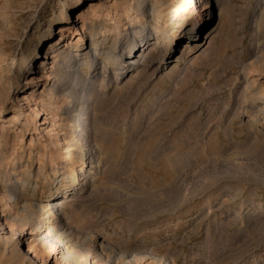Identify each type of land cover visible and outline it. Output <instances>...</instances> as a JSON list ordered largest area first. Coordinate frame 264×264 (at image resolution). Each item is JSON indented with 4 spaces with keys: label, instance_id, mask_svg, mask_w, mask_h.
Here are the masks:
<instances>
[{
    "label": "rangeland",
    "instance_id": "obj_1",
    "mask_svg": "<svg viewBox=\"0 0 264 264\" xmlns=\"http://www.w3.org/2000/svg\"><path fill=\"white\" fill-rule=\"evenodd\" d=\"M185 1L37 0L26 26L30 0H0V264H41L25 254L30 240L45 264H264V0H209L190 44L149 38L119 58L133 35L173 25ZM53 47L70 71L23 85ZM152 47L148 67L104 72L106 58L138 61ZM67 73L86 88L64 95ZM87 150L100 162L90 184L74 175ZM60 181L78 193L50 222L55 239L29 202L74 192Z\"/></svg>",
    "mask_w": 264,
    "mask_h": 264
},
{
    "label": "bare ground",
    "instance_id": "obj_2",
    "mask_svg": "<svg viewBox=\"0 0 264 264\" xmlns=\"http://www.w3.org/2000/svg\"><path fill=\"white\" fill-rule=\"evenodd\" d=\"M211 4H212V2H211ZM36 5H37V0H30V2L28 3V5L26 7V10H25V18L27 20L26 26L30 25L29 23L31 22L32 19H34V18L36 19V17H35ZM209 7H210L209 0H186L185 3L180 6L178 18L173 25L168 26V25H165L164 23L161 22V23L156 24L153 27V32H151V33L149 32V34L147 32L141 31L139 34L133 35V37L130 38L127 41V43H125L123 45V47H121L122 49H121L119 58L122 57V55H124V54L130 55L134 49H136L135 53L138 52V50L146 44V41H148L149 38L159 39L160 41L165 43V46L167 49H171V50L173 49L174 46H176L178 44L179 41H183L184 43L187 42L190 44L193 41V37H195L196 30L198 28V27H194L195 21H197L199 23L202 20V18L205 17L204 12H206ZM158 11H159V9H158ZM31 13H32V16H31ZM162 14H164V13H162ZM152 16H154V15H152ZM187 26H189V28L187 31L184 32V29L187 28ZM32 34H33V32H32ZM90 38H91V41H90L91 49L89 50L90 51L89 54H86V56H89V58L95 60L97 58L96 55H98V52L97 51L95 52L98 43L94 39V36H90ZM81 42H82V40L80 39L77 42V45L75 46L74 51L81 49V46H80ZM153 49H154V47H152L150 50H148L147 53H145V54H144L145 50L142 51L140 54L139 53L135 54V58H137L136 60H138V58H139V60H140V58H142L140 61L139 60L138 61H132V60L128 59V60H125V61H122L121 63H119L118 62L119 58H117L116 62L115 61L113 62L112 60H110V58H106L103 61V65H102L104 72L106 71L105 70L106 68L112 69V67L114 68V64L117 65V67L115 68L116 70L114 72V76H113V79H115V78L121 77V75L124 73V68L126 69V66H128V65L129 66H136V68L140 67V66L143 68L148 67L149 65H151V63L153 61L154 62L157 61V60H152L151 58H149L150 54L154 55L156 53V51H154ZM157 52L159 53L160 51L157 50ZM34 54H35V51H34ZM78 54H80V53H76L75 55H78ZM58 57H59L58 48L53 47L51 51L45 53L44 58L38 60L37 62L33 61L32 64L29 66V68L32 69L34 67H37V69H40V71L37 74H35V76H33L29 81H27V83L25 82L23 85L26 86V84H29V83H32L34 85H45L46 82L52 78V76L50 77V75L58 68L59 69L61 68L62 73L69 72L70 68L66 65V62L61 65L60 61H58L60 59V57L59 58ZM69 58H68V60H69ZM61 59L64 60V58H61ZM71 63H73V62H71ZM52 64L54 66H53V68H50V65H52ZM138 73H139V71H138ZM135 76L132 77V79L130 80L132 83L134 82V80L137 77V76L136 77ZM60 78H62V74L60 75ZM60 78L58 79V81H59V87L58 88L61 89L63 92H66V94H64L66 96H69V94L72 92L80 93V91L85 89L87 86L86 82L84 83V82H82V80H77V82L75 84H70V73H67V75L63 78V82H61ZM252 99H254L253 100V103H254V101H256L255 97L253 96ZM16 100H19V102L21 101L19 96L16 97ZM16 100H15V103H16ZM77 103L78 104L76 105V107L78 109V105L80 103H79V101ZM97 109L100 110L101 106L99 105L97 107ZM1 113H4L3 107L0 108V114ZM19 113H20V109L15 108L12 112L10 120L11 121L17 120ZM259 123H263V127H264V113L260 115ZM55 125L57 126L58 124H56V122H52V127H54ZM59 127H61V125ZM50 130L55 131L54 133H56L58 135L60 130L62 131L63 129L50 128ZM62 134L67 135L65 133V131H62ZM89 134H90L89 137H87V131L86 130L84 131L81 128H79L78 133H77V135H78L77 137L81 138V140L86 141V140H89L91 138L93 133L91 134V132H89ZM55 136H56L55 134L53 136H51V140L56 139ZM60 140H61L60 142H62V144H64V143L66 144V142H64L65 137H62ZM59 145L60 144H57L56 146L58 147ZM88 152L89 151L87 150V151H85V153H83V155L85 154V156H83V158L81 160V164L79 165V169L77 170V172H75L74 175H79L80 180L86 179L90 184L96 180V178H97L96 176H97V174H99L98 172H100L99 171L100 162L98 159L96 161H94L92 159L94 157H92V154H88ZM67 155H68V158H67L66 162L63 163V168H66V165L69 161L71 162V164L74 163V160L79 157L80 153H78L76 151V149L73 148L70 152L67 153ZM84 157H86V158H84ZM87 167H89L90 170L91 169L94 170L93 175L89 176L88 178H86V172L88 171ZM53 172H54V175H57V173H59L56 170H54ZM60 174H62V173H60ZM73 180L75 182L76 178ZM62 182H64V181H60L58 183H55L54 187L57 186V188H58V187L62 186L63 191H66V189H68V190L73 189L74 192H71V193L70 192L69 193L64 192L63 193L64 196H61L56 201H54L53 205L52 204L48 205L47 203L43 204L45 202H43L41 204H40V202L39 203H36V202L30 203L29 202V204L32 207H35L36 211H38V212L42 211V213H41L43 215L42 220H44L45 224H47L46 229H47L48 233L52 232V237H54L55 239H58V237H61V233L55 228L52 229V227H50L51 226L50 222L53 224V223H58L59 220H65L66 215H67L66 210H65L66 205L69 202H71L74 199V196H76V194L78 193V188H76V184L74 182H72L69 186L68 185H59L58 186V184L62 183ZM56 192L45 194V195L43 194L44 195L43 197L52 199L53 197H56V195H57V194H55ZM25 204H24V206L22 205L20 207H24L26 209V206H28V203L26 206H25ZM20 211L22 212L21 209H20ZM24 212L25 211H23V213ZM50 217H52V219H50ZM10 231H11L10 233L12 235H14V233H15L14 230L10 229ZM8 238H10V237H7V239ZM7 241L8 240H6V242ZM26 251L27 252H25V254L27 253V255H28L31 253V258H35V257L37 258L38 257V259H40L39 261H41L40 263L45 264L46 259L41 258L40 248H39L38 244L35 243V241L30 240L27 243ZM150 258H151V255H150ZM34 264H39V263L37 261H35Z\"/></svg>",
    "mask_w": 264,
    "mask_h": 264
}]
</instances>
